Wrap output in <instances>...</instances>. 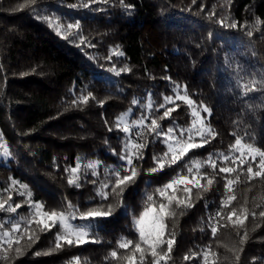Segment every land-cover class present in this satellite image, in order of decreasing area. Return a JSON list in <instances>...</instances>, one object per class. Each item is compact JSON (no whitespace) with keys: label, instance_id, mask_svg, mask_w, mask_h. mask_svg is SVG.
Returning <instances> with one entry per match:
<instances>
[{"label":"trees","instance_id":"obj_1","mask_svg":"<svg viewBox=\"0 0 264 264\" xmlns=\"http://www.w3.org/2000/svg\"><path fill=\"white\" fill-rule=\"evenodd\" d=\"M77 22L78 28L67 27ZM124 67L130 71L119 76L112 71ZM88 92L92 96L85 103L81 97ZM177 94L193 104L176 99ZM165 96L172 101L165 103ZM167 108L174 111L159 119ZM193 109L214 136L205 134L204 147L151 173L157 166L153 157L167 151L165 137L133 121L146 118L150 124L155 118L161 132L173 127L175 136L183 130V139L191 132L200 142ZM124 114L130 133L116 129ZM236 139L264 151V0H0V199L21 204L15 213L0 210V264H127L125 257L140 242L135 222L149 207L167 203L157 189L181 176L198 178L200 187L189 186L193 207L170 205L177 214L166 217L164 239L174 237V243L161 264H264V217L259 215L264 176L250 178L248 164L238 159L244 151L257 171L260 157L252 162L246 150L236 151ZM129 141L147 147L143 159L133 160L135 182L122 194L113 193L114 172L130 174L119 158ZM222 167L234 171L222 173ZM70 178L80 186L70 185ZM183 187L176 186L177 198L185 197ZM37 202L43 211H62L68 221L90 229L89 242L61 241L62 247L51 251L64 229L57 223L40 232L32 206ZM108 204L115 209L112 216L81 218ZM237 217L244 218L243 225ZM17 222L20 228L14 230ZM4 232L10 234V247ZM127 240L133 245L120 248ZM136 259L140 264L139 253ZM151 260L146 252L144 264Z\"/></svg>","mask_w":264,"mask_h":264},{"label":"snow or ice","instance_id":"obj_2","mask_svg":"<svg viewBox=\"0 0 264 264\" xmlns=\"http://www.w3.org/2000/svg\"><path fill=\"white\" fill-rule=\"evenodd\" d=\"M34 2V0H33ZM193 4L196 3V0H192ZM85 7H88V5H84ZM126 7H132L131 5H127ZM232 27H235V24L231 25ZM69 29L72 28H78L79 23L77 22L76 24H68L67 26ZM249 36L252 35L251 32L248 33ZM120 55H123V53H120ZM113 72L117 76L121 74V72H127L130 71L129 68L124 67L121 68L119 71H117L115 68L112 69ZM165 79H169L168 77H165ZM92 96L91 92H88L86 96H82L81 99L83 102L87 103L89 97ZM176 99L178 100H183L185 101L189 106L193 104V101L187 97V95H178L176 96ZM165 103L171 102L172 97L171 96H165L164 97ZM136 101H133V104H135ZM149 108L152 107L151 103L148 105ZM161 108L164 107V104L160 105ZM204 112H208V108L203 109ZM173 108H167L161 117L159 119H164L168 118L170 116V113L173 112ZM127 114H124L120 117L119 122L116 125L117 130H122L124 133H130L132 129L130 128L129 124L125 122V117ZM193 116L196 117V121L199 122V127L195 128V136L200 137V142H196L194 136L190 132L188 135V138L185 140L182 138L183 136V130H181V136L177 137L175 136L174 129L173 127H168L167 132H161L160 131V124H158L157 119L153 118L151 119L150 124H146L145 120L146 118H142L139 120L133 121L134 124L138 125L141 129H147L150 134H156L157 136L163 135L165 137V143L167 144V151L163 154L161 157H153L154 161L156 162L157 166L149 169L151 173H156L158 171H162L166 166L174 165L176 164L179 160H181L185 155H187L191 150L199 149L205 146L207 143V136H214L213 130L209 126L204 125L203 119L200 117V112L193 109ZM194 121V124L196 123ZM121 123H123V127L121 129ZM112 129H109L111 131ZM147 147L146 143H137L133 141H129L128 145H126V151L125 155H120V159L122 161L126 162V167L123 168L122 170L125 171L126 173L130 174H124L121 175V171H115V186L112 188V192L116 193L117 190L119 191L120 194L124 192V189L127 185L134 183L135 179L138 175V172L136 170V167L133 164L134 159H143L142 155V150ZM234 147L236 148V151H241V149L246 150V155L251 156L252 162H255L256 156H259V163L257 165L258 170L254 171L252 163L249 162L245 158V152L241 151V157L239 159V164L244 165L248 164L247 167V173L249 177H261L264 176V151H261L257 147H253L251 144L247 145H242L240 139H236ZM9 155L7 149L4 151V156L7 157ZM170 156V159H168ZM225 160L228 159L227 156L224 157ZM236 161L234 160L233 163ZM212 163V167L215 168V163ZM89 167H94V165H89ZM77 167H73L71 169V172L75 174L77 172ZM192 169L189 168V172H191ZM220 172L222 173H231L234 171L232 167H222L219 169ZM93 176L96 175L95 172L92 173ZM96 181L93 180L92 183H95ZM16 181H13V184H15ZM68 183L70 185L76 184L77 187L80 185L76 182V179L70 178L68 180ZM207 183L209 185L212 184V180L208 179ZM233 183L232 180H228L227 184L231 185ZM177 185H184L183 187V192L186 194L185 197L177 198L175 195L176 191V186ZM196 186L200 187V182L199 179L196 177H193L192 179H189L188 176H181L178 179H173L172 182L167 183L164 188L157 189L161 197H165L167 200V203H160L159 207H149L143 215L140 217L139 220H137L135 223L137 225L138 231H139V240L140 242H136L134 244V250L132 251L131 255H128L125 257L127 264H137V259H136V254H140V264H144L145 260V253L148 252L151 255V264H161V261L165 260V257L171 253L172 248H173V243H174V237L165 240L164 235H165V219L166 217H174L176 216V211L173 209H170V205L175 202V205L177 208L180 207H185V208H191L193 207V204L190 202L189 196L191 194V187L189 186ZM21 187L26 188V185H22ZM103 188H108V184H103ZM171 189L173 190L172 195H167L166 192ZM205 190H207L205 188ZM21 195H24V192L20 193ZM97 194L102 198V199H107L109 193L106 191H101L98 190ZM27 196L30 198L32 196V193L29 191L27 192ZM153 197L151 195H148L147 200L152 201ZM229 201L231 199H234V197H229ZM8 200H11V197L8 198ZM8 200H3L0 199V210H4L8 213H15L17 209L21 207V204H16L15 206H12L11 204H8ZM227 203V201H226ZM8 204V207L5 208V205ZM35 208V225L39 228L40 232H46V231H51L53 227L56 226L57 223L61 225V227L64 229L63 233H57L56 235V245L55 248L52 249L51 251H57L59 250L62 245L61 241H63L65 244L71 246V245H83L85 243H88L87 237L90 235V229H87L84 226L76 227L73 228L70 224L67 222V218L65 216V213L62 211H43L42 204L41 203H35L32 205ZM101 207L97 208H92L82 214V219H98V218H108L113 215L114 208L111 204L107 205L106 210H101ZM235 210H233L234 214ZM183 215V212L180 213ZM259 215L261 217H264V211H260ZM232 218V214L229 215V219ZM237 220L240 225L244 224V218L243 217H237ZM14 230H19L20 228V223H14L13 225ZM217 231L216 227L211 228V232L215 234ZM3 235L5 237H9L8 239V244L9 247L11 246V237L8 232H4ZM35 235V234H33ZM247 236V233H245V237L241 238L240 244H244L245 238ZM39 237L36 236L35 239H38ZM30 240L34 243L35 240L33 239L32 236L29 237ZM96 242V241H92ZM16 243H19V240L16 241ZM132 240H127L125 242H122L119 244V247L122 249H128L130 245H133ZM143 245H146L147 248H143ZM167 246V251L164 252L162 250V246L165 245ZM31 245H29L30 247ZM160 250V251H158ZM15 252L18 255H22V249L20 247H17L15 249ZM45 255L49 253H44ZM37 256L41 255V253L37 252ZM112 257L117 256L116 251L111 252ZM208 258V253H205V261H207ZM7 259V257H5ZM185 259H188V257H185Z\"/></svg>","mask_w":264,"mask_h":264},{"label":"rangeland","instance_id":"obj_3","mask_svg":"<svg viewBox=\"0 0 264 264\" xmlns=\"http://www.w3.org/2000/svg\"><path fill=\"white\" fill-rule=\"evenodd\" d=\"M144 212H145V211H144ZM144 212H143V213H144ZM143 213L141 214V216L143 215ZM141 216H140V217H141ZM140 217H139V219H140ZM139 219H138V220H139ZM67 222H68V224H70L73 228H76V227H80V226H81V225H78V224H74V223H72V222H70V221H68V220H67ZM137 229H138V228H137Z\"/></svg>","mask_w":264,"mask_h":264}]
</instances>
